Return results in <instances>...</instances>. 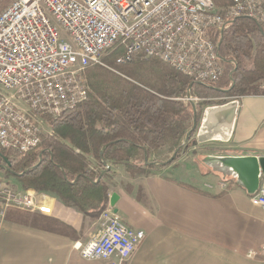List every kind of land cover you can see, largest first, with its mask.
Wrapping results in <instances>:
<instances>
[{
	"label": "built area",
	"instance_id": "obj_1",
	"mask_svg": "<svg viewBox=\"0 0 264 264\" xmlns=\"http://www.w3.org/2000/svg\"><path fill=\"white\" fill-rule=\"evenodd\" d=\"M239 16L264 29V0H226L222 6L214 0H11L0 11V150L24 153L38 145L41 116L57 117L85 100L82 69L101 63L115 47L122 51L119 63L143 51L194 81L217 80L224 63L218 35ZM195 99L190 93L182 98ZM230 181L221 178L218 185L225 189ZM259 186L261 193L249 200L264 209V179ZM8 208L51 213L33 192L0 179V220ZM99 219V231L75 241L73 249L87 260L125 264L145 232L128 227L110 206ZM251 256L264 262V243Z\"/></svg>",
	"mask_w": 264,
	"mask_h": 264
},
{
	"label": "trees",
	"instance_id": "obj_2",
	"mask_svg": "<svg viewBox=\"0 0 264 264\" xmlns=\"http://www.w3.org/2000/svg\"><path fill=\"white\" fill-rule=\"evenodd\" d=\"M8 2L0 1V11ZM262 30L256 20L245 16L232 21L216 41L223 72L217 80L203 83L143 51L119 63L121 49H111L102 64L82 69L86 99L57 117L42 115L44 132L35 147L24 153L0 150V172L13 175L24 190L52 193L62 204L98 218L109 203L111 166L120 165L134 177L181 157L196 132L192 130L183 143L192 127L193 105L199 121L203 106L264 95ZM188 93L203 101L183 102ZM215 97L218 100L211 99ZM177 148L171 162L151 164L166 161ZM224 150L218 154H225ZM9 210L22 218L36 217V213Z\"/></svg>",
	"mask_w": 264,
	"mask_h": 264
},
{
	"label": "crops",
	"instance_id": "obj_3",
	"mask_svg": "<svg viewBox=\"0 0 264 264\" xmlns=\"http://www.w3.org/2000/svg\"><path fill=\"white\" fill-rule=\"evenodd\" d=\"M217 143L225 154L264 155V95L240 98L230 140ZM111 168L129 183L114 187L113 174L109 197L116 192L118 200L108 206L128 227L145 232L125 264H264L251 256L264 243V209L251 204L235 181L221 188L220 174L195 166L183 174L179 161L134 177L120 165ZM28 190L51 213L26 211L36 217L22 218L8 208L0 220V264L103 263L82 258L72 247L99 231V217L62 204L52 193Z\"/></svg>",
	"mask_w": 264,
	"mask_h": 264
},
{
	"label": "water",
	"instance_id": "obj_4",
	"mask_svg": "<svg viewBox=\"0 0 264 264\" xmlns=\"http://www.w3.org/2000/svg\"><path fill=\"white\" fill-rule=\"evenodd\" d=\"M262 34H264L263 30ZM238 107V99H232L220 105L208 106L203 110L198 122L193 105L192 127L186 134L183 143L188 139L192 130H196L198 140L228 142L233 133ZM177 151L178 148L175 149L167 161L151 162V164L164 165L169 163L174 159ZM202 163L211 171L220 174L222 178L234 179L236 185L243 188L249 196L256 193L261 180L264 179V155L206 154L202 158ZM117 200L118 194L112 192L109 197V205L114 207ZM113 211L116 212L117 208H114Z\"/></svg>",
	"mask_w": 264,
	"mask_h": 264
},
{
	"label": "rangeland",
	"instance_id": "obj_5",
	"mask_svg": "<svg viewBox=\"0 0 264 264\" xmlns=\"http://www.w3.org/2000/svg\"><path fill=\"white\" fill-rule=\"evenodd\" d=\"M1 1V0H0ZM11 0H9L10 2ZM218 6H222L225 2V0H214ZM8 2V3H9ZM59 36L60 38H63V39H67L65 33L61 30H59ZM116 48V47H115ZM107 53V52H106ZM105 53V54H106ZM104 54V55H105ZM102 55L101 56V61H102V57L104 56ZM95 64V63H94ZM98 64V63H97ZM102 64V62L100 63ZM264 85V84H263ZM0 90H4L2 86H0ZM195 96L197 99H195L196 101H194V103L192 104H196V103H200V101H203L201 98L197 97L196 95H193ZM211 99H215V100H218L217 97L215 98H211ZM183 101V100H182ZM230 101V100H229ZM185 102V101H183ZM189 102V101H187ZM23 106L24 103H21ZM208 107V106H206ZM205 106H203V110L206 108ZM202 110V112H203ZM201 112V114H202ZM201 117V116H200ZM200 121V120H199ZM198 121V122H199ZM188 133V132H187ZM186 133V134H187ZM191 134V133H190ZM190 137V135H189ZM188 137V139H189ZM185 139V138H184ZM187 139V140H188ZM193 140H191V142H189L187 144V146L185 147L181 157L177 160L179 161V165H180V171L183 173V174H187V172H189V170H191L192 168L195 167H200L202 169H206L208 168L207 166H205L203 163H202V158L204 157V155L206 154H218V152L221 151V147H224L223 144H219V143H214V142H209V140H198L197 137H196V132L195 134L193 135L192 137ZM186 140V141H187ZM184 141V140H183ZM185 141V142H186ZM221 143V142H220ZM219 149V150H217ZM169 159V158H168ZM167 159V160H168ZM166 160V161H167ZM165 162V161H164ZM176 162V161H175ZM174 162V163H175ZM114 176L116 177V183L114 184V187H117L118 184H128L129 182L127 180L124 179V176L122 177V174L121 172L119 171H115V174ZM222 177V176H221ZM0 179L2 181H4L5 183L7 184H10L12 185L13 187H15V184H13V182H16L18 183V181L14 178L13 175H10L9 173L7 172H0ZM230 178L227 177V180H229ZM120 181V182H119ZM127 181V182H126Z\"/></svg>",
	"mask_w": 264,
	"mask_h": 264
},
{
	"label": "bare ground",
	"instance_id": "obj_6",
	"mask_svg": "<svg viewBox=\"0 0 264 264\" xmlns=\"http://www.w3.org/2000/svg\"><path fill=\"white\" fill-rule=\"evenodd\" d=\"M263 29V28H262ZM191 94V93H190ZM193 96V95H192ZM256 193H261V186H259L258 190L256 191Z\"/></svg>",
	"mask_w": 264,
	"mask_h": 264
}]
</instances>
